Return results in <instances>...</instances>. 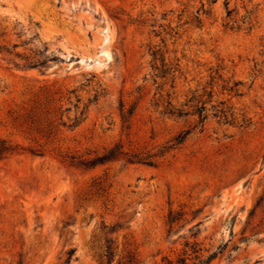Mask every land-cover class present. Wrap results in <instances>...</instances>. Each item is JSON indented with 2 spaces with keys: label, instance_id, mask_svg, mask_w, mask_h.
<instances>
[{
  "label": "rangeland",
  "instance_id": "rangeland-1",
  "mask_svg": "<svg viewBox=\"0 0 264 264\" xmlns=\"http://www.w3.org/2000/svg\"><path fill=\"white\" fill-rule=\"evenodd\" d=\"M0 139V264H264V0H0Z\"/></svg>",
  "mask_w": 264,
  "mask_h": 264
},
{
  "label": "trees",
  "instance_id": "trees-1",
  "mask_svg": "<svg viewBox=\"0 0 264 264\" xmlns=\"http://www.w3.org/2000/svg\"><path fill=\"white\" fill-rule=\"evenodd\" d=\"M178 113L181 112V110L177 109ZM171 112V109L169 110ZM174 112V111H173ZM120 148V145H119ZM13 151V147L6 143V141L4 139H0V156H3L7 153H10ZM118 154H123L127 156V160L128 161H144L147 163H152L153 161V153H140V151H131V153H128L127 151H123L122 149L117 150V146L115 148H111L108 151L102 153V154H97L93 157H81L80 155H78L75 158V155H70V160L72 162H77L78 164H82L84 166H92L98 162H102L104 160L107 159H112L115 158ZM136 259L133 255L129 256V258L127 259V261L125 262V264H137L136 263ZM168 264H175L172 261H169ZM180 264H188L185 261H182ZM191 264H197L195 262L191 263Z\"/></svg>",
  "mask_w": 264,
  "mask_h": 264
}]
</instances>
